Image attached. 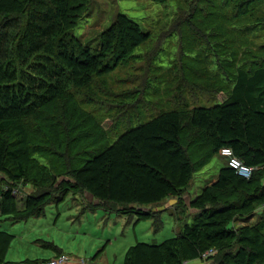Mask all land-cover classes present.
I'll return each instance as SVG.
<instances>
[{
    "label": "trees",
    "instance_id": "16d2710c",
    "mask_svg": "<svg viewBox=\"0 0 264 264\" xmlns=\"http://www.w3.org/2000/svg\"><path fill=\"white\" fill-rule=\"evenodd\" d=\"M204 5L187 4L188 12L154 43L150 31L117 14L91 48L78 36L87 0H0V219L39 218L47 206L66 200L71 189L89 194L107 213L132 214L169 198L179 200L194 175L219 156L225 164L215 181L189 201L188 208L196 211L191 225L159 244H134L122 264H264V54L259 56L264 45L254 51L248 41L264 29V0ZM173 34L187 50L201 49L195 58L178 59V66L174 61L166 69L159 57L162 42ZM148 44H153L149 67L160 80L148 76L142 95L167 84L166 77H176L179 69H190L206 81L214 103L192 108L184 103L143 122L129 119L124 129L129 130L104 142L103 128L76 107L74 95L98 106L88 94L91 85L141 60L143 52L137 50ZM186 80L182 75L178 81ZM46 133L56 154L40 139ZM82 145L86 150H79ZM225 147L255 169L250 179L228 167L220 155ZM61 150L75 153L53 166L66 177L55 187L56 174L36 157ZM72 157L78 159L70 167ZM19 185L33 189L20 209L13 197ZM12 238L0 232V264Z\"/></svg>",
    "mask_w": 264,
    "mask_h": 264
},
{
    "label": "rangeland",
    "instance_id": "374dc122",
    "mask_svg": "<svg viewBox=\"0 0 264 264\" xmlns=\"http://www.w3.org/2000/svg\"><path fill=\"white\" fill-rule=\"evenodd\" d=\"M206 1L208 0H87L86 17L78 31V36L82 43L95 48L99 45L101 33L112 22L115 15L124 14L145 30L150 31L153 34L152 43H154L165 28L172 26L171 23L175 19L182 17V12H188L187 4L194 3L198 9H201L205 6ZM237 1L240 2V0ZM251 10L249 9V11ZM255 11L258 12V10ZM209 14L211 17L214 16L213 13ZM240 24L244 23L240 22ZM175 35L173 34L162 42V54L159 59L163 61L161 64L166 69L170 68L174 61L178 66V59H181L180 62H182V60L195 58L194 56L198 55L201 49L190 46V49L187 50L186 47L184 48L185 43L179 42ZM248 41L251 44L250 48L254 51L258 46L264 45V29L260 28ZM150 45L137 50V52H143L141 60L126 63L102 81L98 80L91 85L88 94L93 99L92 103L98 106L87 104L83 101L82 96L74 95L76 107L88 114L91 121L99 123V128H103L104 142L112 141L122 131L129 130H124L129 119L143 122L160 111L178 108L184 103H187L191 108L197 105L212 106L214 103L213 92L205 91L208 88L206 81L198 79V74L190 69H179L176 77H166L167 84L158 87L156 85L154 89L147 88L142 95L141 92L143 87L145 88L148 76H151L155 82L160 80L156 70L149 67ZM179 45L182 47L180 48ZM263 54L260 53L259 56L262 57ZM188 65L190 68L196 66L189 62ZM182 75L187 79L186 84L178 81ZM161 80L163 81V79ZM179 92L182 94L181 99L179 95L175 96ZM177 99L180 102L182 100L180 105L176 104ZM216 99L217 102H221L224 97L218 95ZM92 125L93 123L89 125V130ZM116 125L118 126L116 127ZM137 126L138 124H134L132 127ZM78 133L79 131H75L72 135L75 136ZM40 139L46 146H53L48 133L42 135ZM66 142L65 138L64 144ZM84 146L86 145H82V147ZM78 148L86 150L87 147ZM50 149L55 153L54 146ZM61 152L64 155L59 152L58 155L45 152L43 156L36 157L41 165L48 167L52 175L56 174L55 187L66 177L59 175L64 173L63 170L53 166L55 163H61V165L63 162L66 163L68 155L72 153L73 156L75 153L65 150H61ZM77 159L78 157H72L70 167L77 164ZM223 164L225 161L219 156L209 160L194 175L186 193L181 195L179 200L169 198L156 206L131 210L132 214L128 215H121L118 212L107 213L102 207H95L98 202L94 201L89 194L71 189L73 192L68 194L66 200L57 205L47 206L44 209V214L39 218H31L18 223L1 219L0 230L13 236L7 259L13 263L24 262L26 259L30 261L47 260L54 255L51 249L43 246L49 243L46 245L60 249V252L68 256L73 264L76 262L122 264L125 252L134 244L156 245L175 236L185 224L191 225L192 215L187 212L190 209L188 208L189 201L203 187L209 186L215 181ZM32 191L30 185L17 186L13 190V197L17 200V205L20 206L26 195ZM176 204L179 205L178 208L175 207ZM149 214L151 217L147 218ZM252 219V223L255 222L256 216ZM195 263L199 264V262Z\"/></svg>",
    "mask_w": 264,
    "mask_h": 264
},
{
    "label": "built area",
    "instance_id": "2783aa9c",
    "mask_svg": "<svg viewBox=\"0 0 264 264\" xmlns=\"http://www.w3.org/2000/svg\"><path fill=\"white\" fill-rule=\"evenodd\" d=\"M220 155L227 159L228 167L232 169L238 177L246 179V180L250 179V177L253 174V171L255 170L254 168L245 166L240 160L235 158L232 155L231 150L226 147L220 150ZM210 254L211 252L204 254V258ZM71 262L72 261L68 256L59 255L52 259H49L44 264H73ZM80 263L83 264L82 262H76V264H80Z\"/></svg>",
    "mask_w": 264,
    "mask_h": 264
},
{
    "label": "crops",
    "instance_id": "0c3cea01",
    "mask_svg": "<svg viewBox=\"0 0 264 264\" xmlns=\"http://www.w3.org/2000/svg\"><path fill=\"white\" fill-rule=\"evenodd\" d=\"M204 188V187H203ZM21 206H22V204L20 205V206H18L17 205V207L20 209L21 208ZM188 214H191L192 215V217L194 216V215H196V211L195 210H193V209H188ZM6 220H9V219H6ZM0 221H1V219H0ZM252 221H253V219L252 220H249V223H252ZM14 223V222H13ZM0 232H4V231H1L0 230ZM7 233V232H6ZM9 234V233H8ZM11 235V234H10ZM12 236V235H11ZM13 237V236H12ZM12 240H13V238H12ZM12 242V241H11ZM46 244H49V243H46ZM46 244H44L43 246L44 247H46V248H49V249H51L53 252H54V255L52 256V257H50L49 259H52V258H54V257H56V256H58V255H64V254H62L60 251V249H58V248H55L54 246H49V245H46ZM10 245H11V243H10ZM46 245V246H45ZM9 248H10V246H9ZM9 248H8V251H7V253H6V255H5V263L4 264H42V262L43 261H48L49 259H47V260H42V261H38V259H36V260H33V261H30L29 259H26L24 262H20V263H13L12 261H10V260H8L7 259V255H8V252H9ZM58 251H59V253H58Z\"/></svg>",
    "mask_w": 264,
    "mask_h": 264
}]
</instances>
